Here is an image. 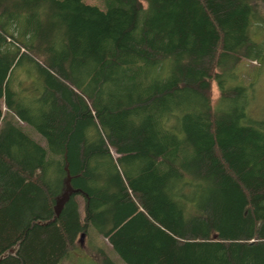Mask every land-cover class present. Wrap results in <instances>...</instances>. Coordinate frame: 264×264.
Masks as SVG:
<instances>
[{
	"label": "trees",
	"instance_id": "obj_1",
	"mask_svg": "<svg viewBox=\"0 0 264 264\" xmlns=\"http://www.w3.org/2000/svg\"><path fill=\"white\" fill-rule=\"evenodd\" d=\"M102 1L0 0V264H264V0Z\"/></svg>",
	"mask_w": 264,
	"mask_h": 264
},
{
	"label": "rangeland",
	"instance_id": "obj_2",
	"mask_svg": "<svg viewBox=\"0 0 264 264\" xmlns=\"http://www.w3.org/2000/svg\"><path fill=\"white\" fill-rule=\"evenodd\" d=\"M85 3L97 5L104 9L105 5L102 0H84ZM256 40L261 38L256 35ZM237 73L244 84L252 83V90L250 91V107L248 110L250 115L257 120H264V60L263 61H244L238 68ZM19 76L23 78L22 87L31 88V76H27L21 70ZM25 91V92H27ZM218 98V91L213 84V104ZM0 106L3 109V116H6V107L0 99ZM16 123L26 131L32 138L38 141L42 146L46 147L43 137L30 125L16 119ZM1 125V122H0ZM79 212L81 219L84 217V201L80 199ZM99 249H102L108 257H110L116 264H126L112 249L106 239L97 233L95 228L91 225L87 227V233L81 234L75 243V247L70 251L68 256L61 262V264H97L100 262Z\"/></svg>",
	"mask_w": 264,
	"mask_h": 264
},
{
	"label": "water",
	"instance_id": "obj_3",
	"mask_svg": "<svg viewBox=\"0 0 264 264\" xmlns=\"http://www.w3.org/2000/svg\"><path fill=\"white\" fill-rule=\"evenodd\" d=\"M65 170H66V177L64 180L65 187H64V190L62 191L61 195L57 198L55 205H54V210H55L56 216H59L64 204L68 201L70 196L73 193L78 191V190H75L70 184L71 178H70L67 166H65Z\"/></svg>",
	"mask_w": 264,
	"mask_h": 264
}]
</instances>
